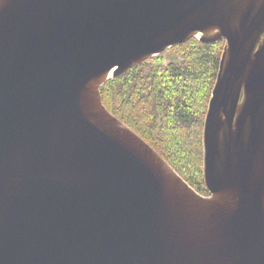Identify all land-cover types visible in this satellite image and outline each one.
Returning a JSON list of instances; mask_svg holds the SVG:
<instances>
[{"label": "water", "instance_id": "obj_1", "mask_svg": "<svg viewBox=\"0 0 264 264\" xmlns=\"http://www.w3.org/2000/svg\"><path fill=\"white\" fill-rule=\"evenodd\" d=\"M192 39L209 196L101 96ZM0 264H264V0H0Z\"/></svg>", "mask_w": 264, "mask_h": 264}, {"label": "trees", "instance_id": "obj_2", "mask_svg": "<svg viewBox=\"0 0 264 264\" xmlns=\"http://www.w3.org/2000/svg\"><path fill=\"white\" fill-rule=\"evenodd\" d=\"M224 41L197 39L174 47L179 66L158 65L148 73L135 67L101 88L108 111L148 142L198 193L208 195L203 179L202 132Z\"/></svg>", "mask_w": 264, "mask_h": 264}, {"label": "rangeland", "instance_id": "obj_3", "mask_svg": "<svg viewBox=\"0 0 264 264\" xmlns=\"http://www.w3.org/2000/svg\"><path fill=\"white\" fill-rule=\"evenodd\" d=\"M224 43H225V45L223 47V50H224V48L226 46V42L225 41H224ZM173 48H171V49L167 50L166 52L162 53L161 55L157 56V57L161 58V62H160L161 66L170 67L171 65H173V66L181 65V63L183 61V57L181 56V54L177 50H175ZM223 50L221 52V55L223 53ZM154 58H156V57H154ZM154 58L149 60V61H146L145 63H143L142 65H140L138 67L143 68L144 73H148L149 71H151L153 68H155L158 65V63L154 60ZM112 80H114V79H112ZM215 82H216V80H215ZM214 85H215V83H214ZM214 85H213V87H214ZM213 87H212L211 92H210V99H211ZM210 99H209V101H210ZM208 105H209V102H208ZM207 110H208V106H207ZM207 110H206V113H207ZM204 122H205V119H204ZM203 127H204V125H203ZM202 136H203V132H202ZM202 148H203V143H202ZM204 196H209V192H208V195H204Z\"/></svg>", "mask_w": 264, "mask_h": 264}, {"label": "bare ground", "instance_id": "obj_4", "mask_svg": "<svg viewBox=\"0 0 264 264\" xmlns=\"http://www.w3.org/2000/svg\"><path fill=\"white\" fill-rule=\"evenodd\" d=\"M113 74V72L110 73V76ZM109 80V79H108Z\"/></svg>", "mask_w": 264, "mask_h": 264}]
</instances>
